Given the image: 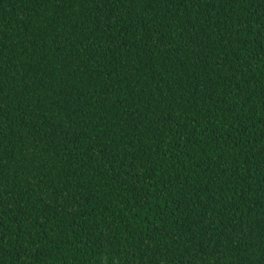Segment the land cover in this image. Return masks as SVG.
<instances>
[{
	"label": "trees",
	"instance_id": "trees-1",
	"mask_svg": "<svg viewBox=\"0 0 264 264\" xmlns=\"http://www.w3.org/2000/svg\"><path fill=\"white\" fill-rule=\"evenodd\" d=\"M0 264H264V0H0Z\"/></svg>",
	"mask_w": 264,
	"mask_h": 264
}]
</instances>
